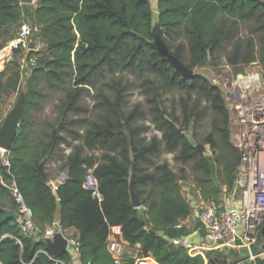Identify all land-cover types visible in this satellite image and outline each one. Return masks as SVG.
<instances>
[{
    "label": "trees",
    "instance_id": "16d2710c",
    "mask_svg": "<svg viewBox=\"0 0 264 264\" xmlns=\"http://www.w3.org/2000/svg\"><path fill=\"white\" fill-rule=\"evenodd\" d=\"M19 20L20 2L2 0L0 29L16 25ZM32 20L39 28L36 38L45 47L27 57L35 56L36 65L29 74L22 97V117L8 151L10 168L0 164V220L1 209L16 212L6 188L14 180L40 228L56 222L59 212L61 229L74 228L78 232L80 264H113L106 245L113 226L121 228L125 243L139 246L140 256L150 257L157 264L238 263L240 251L215 250L204 257H192L182 246L172 243L191 234L184 224L191 215V207L182 185L190 182L202 201L217 202L220 186L233 188L240 156L230 142V112L223 92L200 75L189 79L178 75L160 57L153 41L158 33L168 51L193 70L206 66L224 42L237 38L228 63L238 67L255 62L253 36L245 40L238 37L240 25L254 24L251 33H262L258 42L260 62L264 64V0H157L156 12L149 0H39ZM121 74L132 75L141 82L160 138L137 140L139 130L131 125L144 115L139 106L124 113L126 88L117 81ZM3 77L0 73V92L9 89V94L14 93L20 72L7 83ZM67 78L73 79L74 88L65 91L56 124L50 127L51 132L33 137L29 114L39 106V85L45 83L55 88ZM158 81L209 102L218 124L203 142L188 135L189 125L196 119L186 106L182 109V126L167 115ZM82 89L94 92L93 116L85 123L83 134L69 132V137L79 145L72 146L66 156H59L68 178L53 192L49 184L40 180L38 166L45 162L46 167L61 151L59 147L66 140L59 132L66 131L68 116L78 112L77 97ZM96 151H101L102 156H95ZM163 151L175 153L181 165H191L193 179L188 181L185 170L178 177L167 164L153 163L152 159ZM89 170L97 183L98 195L85 187ZM131 178L142 204L139 209L130 203ZM192 222L203 236L199 223ZM180 224L183 226L177 228ZM263 242L264 226L254 247ZM0 263L71 264V257L65 253L59 259L53 258L44 240L28 237L17 221L9 219L0 226ZM124 264L132 261L125 260ZM252 264H264V260Z\"/></svg>",
    "mask_w": 264,
    "mask_h": 264
},
{
    "label": "built area",
    "instance_id": "2783aa9c",
    "mask_svg": "<svg viewBox=\"0 0 264 264\" xmlns=\"http://www.w3.org/2000/svg\"><path fill=\"white\" fill-rule=\"evenodd\" d=\"M39 33L37 26L23 24L12 42L11 49H19L26 54L20 64V71L31 72L36 65V57L29 54L40 52L44 43L36 38ZM6 61L10 60L8 56ZM243 72V73H242ZM218 84L223 91L227 107L231 115L230 142L238 151L240 160L235 171L233 192L221 199L220 204L198 201L191 208V220L200 224L204 236L199 244L191 243L187 237L173 240L174 245L182 246L191 255L201 254L207 250L231 249L233 251L247 250L257 244L260 229L264 226V82L260 71L236 70L233 76H219ZM5 117L0 116V131ZM0 164L9 169V153L0 148ZM89 170L85 187L97 194V183ZM65 181L64 173L57 182L50 183L53 192ZM6 188L16 205L18 224L22 232L33 239L42 237L52 239L54 231L63 235L59 222L40 228L34 221L31 211L24 203L14 180ZM23 224V225H22ZM183 224L177 226L182 227ZM64 237V235H63ZM65 238V237H64ZM67 253L78 255L79 242L67 239ZM107 250L113 264H124L131 260L133 264L155 263L150 257L140 256L138 252L127 253L126 244L122 239L121 228L113 226L109 229ZM264 248V242L258 246ZM263 252L251 257V260L261 259ZM1 264V263H0Z\"/></svg>",
    "mask_w": 264,
    "mask_h": 264
},
{
    "label": "rangeland",
    "instance_id": "374dc122",
    "mask_svg": "<svg viewBox=\"0 0 264 264\" xmlns=\"http://www.w3.org/2000/svg\"><path fill=\"white\" fill-rule=\"evenodd\" d=\"M2 0H0L1 2ZM20 2V0H18ZM39 0H34L33 4L25 5L20 4V20L16 25H12L5 29H0V44L3 50L0 52V73H3V82L7 83L14 76L20 72V77L18 79V88L12 94H9V89L0 92V116L6 117L18 104L19 100L22 99L26 93L27 81L29 79V72H21L20 64L25 59L26 54L21 52L19 49L12 50V42L15 40L19 28L23 24H28L30 26H35L32 20L33 12L37 6ZM154 12L156 10L154 9ZM156 14V13H155ZM156 18H154V24ZM255 29L254 24L250 25H240L239 27V38L245 40L249 36H253L255 48V62L248 65H241L238 67H232L228 63V56L232 51L233 45L237 41V38H233L224 42L223 45L216 50L210 57L209 63L204 67H197L193 69L194 74L200 75L203 78L207 79L212 85L217 86L221 91V86L218 84L217 78L219 76H233L236 70L246 69L247 71H260L261 74H264V64L260 62V47L261 45L258 42V38L262 33L257 32L252 34L251 32ZM176 46V45H175ZM174 51V47L172 48ZM10 57L9 61L5 59ZM185 62H187V56H184ZM4 60V61H3ZM118 80L121 81L125 90V104H124V113H129L135 107L139 106L140 112L143 113V117L136 119L132 123V129L139 130L137 140H142L143 142H148L152 138H160V133L156 130L152 120L154 119V114L151 112L149 107L146 106V97L143 95V89L140 88V83L132 75L121 74L117 75ZM264 82V79H263ZM157 86L159 87V95L161 98L162 107L167 113L168 116H171L177 121L178 126H182L183 115L182 109L186 106L190 113L194 116L196 120L192 121L189 125L188 135L195 136L198 142H203L206 137L214 131V125L218 124V117L210 110L209 102L198 96L195 93L187 94L173 87H167L163 82L158 81ZM74 88L73 79L67 78L64 84L58 85L55 88L47 86L45 83L39 85L41 91V98L39 106L36 109L30 111L31 118V127L30 130L33 133V137L40 135L43 132H51L50 127L55 125L58 118V107L64 98L65 91ZM223 92V91H222ZM224 96V94H223ZM93 97L94 92L92 90H84L79 93L77 97V107L78 112L70 114L66 120L67 127L66 131H60L59 135L66 140L65 143L61 144L59 149L60 152H57L55 157L51 158L46 165V171L52 177H59L65 172L66 169L63 168V161L59 159V156H66L70 153L72 146H78L79 144L69 137V132H78L83 134L85 123L92 119V106H93ZM152 97V94L149 95ZM225 98V97H224ZM230 124H231V115H230ZM95 156L101 157L102 152L96 151L93 153ZM211 154V151L207 148L206 155ZM176 154L163 151L159 156L154 157L153 163L156 164H167L169 168L178 176H182V170H185L184 176L188 178V181L193 179V174L191 172V165L184 166L181 163L176 161ZM221 194L218 198V203L223 197H227L228 193L233 192V188L228 190L225 187L220 186ZM182 192L190 207L192 208L196 202L200 201V195L194 188V185L190 182L184 183L182 185ZM202 201V200H201ZM217 204V202L213 201ZM187 227L189 228L190 233L196 231V228L190 219ZM200 230V224L199 228ZM202 234L204 235L203 231ZM201 251V254L194 255V252L191 253L192 257L203 256L205 253L212 250ZM260 247H252L250 251L241 250L239 253L240 260L236 264H252L256 260H251V257L256 255L259 252H263L261 257L264 260V248L259 250ZM226 253H230L233 250L223 249ZM131 261V260H130ZM133 264V262H132Z\"/></svg>",
    "mask_w": 264,
    "mask_h": 264
},
{
    "label": "water",
    "instance_id": "95a60500",
    "mask_svg": "<svg viewBox=\"0 0 264 264\" xmlns=\"http://www.w3.org/2000/svg\"><path fill=\"white\" fill-rule=\"evenodd\" d=\"M34 0H20V4L31 5ZM153 46L157 50L160 57L166 61L175 72L185 79L192 78L194 76L193 70L188 69L180 61H178L167 49L165 43L161 39L158 33L154 34ZM243 73V72H242ZM22 117V99L19 100L17 106L5 117L2 129L0 131V148L9 151L11 144L16 136L17 129L20 124ZM92 173V171H90ZM38 175L40 180L44 184H48V178L45 173V162H41L38 166ZM65 180L68 178V170L64 172ZM63 183V182H62ZM129 195L130 203L133 208L139 209L142 207L141 202L139 201L136 192L134 190V180L133 178L129 181ZM3 214L0 220V226L5 223L7 220L12 219L14 221L18 220V215L16 212L10 209H1ZM23 225V224H22ZM159 235L162 236L163 233L159 232ZM184 239V238H183ZM39 240H44L42 237ZM46 248L53 258L59 259L63 254L67 253V241L60 233L59 230L54 231V236L52 239L44 240Z\"/></svg>",
    "mask_w": 264,
    "mask_h": 264
},
{
    "label": "crops",
    "instance_id": "0c3cea01",
    "mask_svg": "<svg viewBox=\"0 0 264 264\" xmlns=\"http://www.w3.org/2000/svg\"><path fill=\"white\" fill-rule=\"evenodd\" d=\"M149 1H150L151 5H152L153 10L154 9L156 10L157 0H149ZM45 173H46L47 178H48V184L57 182L58 177H55V176L51 177L48 174V172L46 171V167H45ZM59 218H60L59 212H57L56 217H55V221L59 222ZM190 219H191V215L186 221H184V224H188ZM63 235L67 239L78 240V237H79L78 232L74 228H69V229L64 230ZM203 236L198 231H196V232H193L190 235H188L187 239L193 244H199L200 241L202 240ZM125 244L127 246L126 247L127 253H135V252L139 251V246L131 247L127 243H125ZM70 257H71V264H80L77 254L70 253Z\"/></svg>",
    "mask_w": 264,
    "mask_h": 264
},
{
    "label": "bare ground",
    "instance_id": "6f19581e",
    "mask_svg": "<svg viewBox=\"0 0 264 264\" xmlns=\"http://www.w3.org/2000/svg\"><path fill=\"white\" fill-rule=\"evenodd\" d=\"M3 150V149H2ZM149 264H152V263H149ZM153 264H155V263H153Z\"/></svg>",
    "mask_w": 264,
    "mask_h": 264
}]
</instances>
